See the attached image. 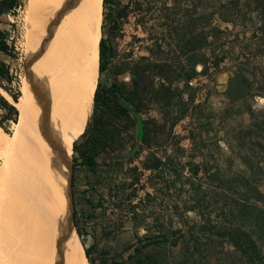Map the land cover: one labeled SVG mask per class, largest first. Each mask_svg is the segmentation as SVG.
I'll return each mask as SVG.
<instances>
[{
	"label": "rangeland",
	"instance_id": "rangeland-1",
	"mask_svg": "<svg viewBox=\"0 0 264 264\" xmlns=\"http://www.w3.org/2000/svg\"><path fill=\"white\" fill-rule=\"evenodd\" d=\"M117 1L121 5H128L129 15L119 19V28L115 30H112L110 22L107 24L108 38L115 51L111 69L132 63L140 55H149V47L157 49V41L162 42L161 50L170 59V63L176 64L177 59L185 62V56L181 54L182 44L188 36L191 19L200 13L205 15L210 22L207 26V30L211 31L208 41L215 50L214 56L224 55L225 60L215 68L212 50L207 49L208 56H211L208 74L200 75L192 81L193 87L198 88L196 103L201 106L196 112L194 108L189 112L211 115L218 137H223L228 131L230 139L236 141L235 135L240 126L250 122L248 109L264 108V96L232 101L226 94L229 78L238 69L237 63L247 57H250L251 66L256 67L259 77L264 73V0ZM138 3L142 10L137 9ZM195 5L198 8L194 13ZM35 7L36 0H18L14 11L5 10L0 16V27L5 32L9 45L13 46L12 55L0 51V61L7 64L11 77V81L1 78L0 92L15 105L18 115L13 118L18 121L20 111L15 102L22 95L23 78L34 47V30L39 18ZM117 8L118 4H109L107 11L115 16ZM103 12L102 0L101 25ZM222 16L229 20H224ZM201 69L202 65H198L197 70ZM111 79L110 72L98 75V81ZM120 79L129 81L130 74L125 72L120 75ZM17 93L20 96L14 101L13 96ZM187 97L188 91L183 92V98ZM4 114V110H1L0 116L3 117ZM220 117L224 118L223 123ZM195 119L189 115L183 118L176 126L175 134L187 135L190 129L195 128ZM33 120L26 124V131L23 129L18 136L19 145L16 149H0V216L4 206L3 199L11 187L8 188L9 182L5 184L3 174L8 169L9 178H12L11 174L21 168L18 166L23 161L24 152L29 150L30 140L34 139V127H31L35 126L32 123H36V119L35 122ZM17 122H5L3 136L8 141L15 137ZM198 134L203 144L196 150L190 138L176 144L175 137L168 139L165 133L158 134L156 141L162 142L163 146L153 151L166 162V166L156 171L145 169L141 164V160L148 156V150L143 151L139 157H134L131 162L128 158L129 151L124 152L122 157L126 161L119 168L115 167L112 174H103L96 192L90 189L86 193L85 189L89 186L85 172L77 168L75 193L79 226L84 230L83 237L78 232L77 234L84 251L86 246L94 245V255L107 249L111 257L121 254V257L126 258L134 254V248L141 247L147 239H162L166 235L170 242L141 248L144 253L154 256L156 264H264V196L262 200L258 198L260 192L264 193V173L253 175L245 170L249 165L245 162V158H249L248 149L238 148L231 152L225 141L220 139L217 142L220 149L216 151L213 149V141L216 140L212 138L215 134L213 131L201 134L198 131ZM247 146L250 147L249 144ZM23 150L25 151L21 154L20 151ZM16 152L20 153L17 157ZM191 164L202 165L197 175ZM135 166L139 168L135 170ZM205 167H208L207 171ZM256 182H261L258 191ZM87 198L94 203L103 199V205L93 208ZM29 202L31 208L36 204L35 199ZM91 213L95 217L90 218ZM4 215L5 213L2 214ZM233 228L252 235L257 240L262 262L256 259L251 263L235 245L220 237L219 231ZM4 230L0 227V246L3 244ZM87 231L89 235L85 233Z\"/></svg>",
	"mask_w": 264,
	"mask_h": 264
},
{
	"label": "trees",
	"instance_id": "trees-1",
	"mask_svg": "<svg viewBox=\"0 0 264 264\" xmlns=\"http://www.w3.org/2000/svg\"><path fill=\"white\" fill-rule=\"evenodd\" d=\"M118 4L117 13L107 11L109 4ZM237 3V2H236ZM18 5V0H0V16L5 11H14ZM138 10H142L140 3ZM103 22L101 25L102 36L99 43V73L110 72L112 79L110 83L98 81L95 93L92 112L88 117L86 127L73 145V177L72 191L74 202V220L78 234L83 237V230L80 229L77 209V199L75 193L77 168H83L89 189L96 192L98 184L102 181L103 174H112L115 167H120L126 161L122 154L129 151V161L134 157H139L143 151L148 150L146 159L141 160L145 169L153 171L160 170L166 166V162L154 152L159 150L162 142L156 141L160 133H165L168 139L176 138L175 143L185 138H190L194 144V149H200L203 144L199 133L213 131L212 138L213 149H220L217 143L220 139L224 140L231 152L238 148L248 149L249 158H245L247 165L245 170L250 174L260 175L264 173V108L254 110L249 108L250 122L247 125L240 126L235 135L236 141L230 139V133L225 132L223 137H218V130L213 127L211 115L196 114L189 112L191 108L196 109L201 106L196 103L197 87H193L192 81L200 75H207L209 71L207 49L212 50L213 66L218 68L225 60V56H214V49L208 41V35L211 31L207 30L210 23L203 13L197 17H192L188 36L184 38L182 44V56L184 61L175 60L176 64L170 63V59L163 55V44L157 41V49L149 47V55H140L132 60V63H125L122 66H115L111 69V63L115 51L108 38L106 29L108 22L112 30L119 28V19L127 18L129 15L128 5H121L117 0H103ZM194 7V13L197 11ZM264 12V10H263ZM169 13L167 14V16ZM223 17V16H222ZM224 20H229L223 17ZM263 29V28H262ZM219 29H213V31ZM13 46L6 40L5 32L0 27V51L12 55ZM132 54L129 56L131 57ZM153 58V59H152ZM202 65L200 71L197 66ZM237 71L229 78L226 94L232 101L244 100L252 96H264V73L262 76L256 74V67L251 66L250 57L237 63ZM128 72L129 81L120 79V75ZM9 67L3 61H0V84L1 78L11 81L9 76ZM182 84V87H180ZM188 91V97L183 98V92ZM20 93L13 96L17 101ZM247 109V108H246ZM4 110L3 117L0 116V125L4 128L5 122L13 120L14 115H18L15 105L6 99L0 92V112ZM241 111V110H240ZM156 112L159 116L153 115ZM195 117V128L190 129L187 135L175 134L176 126L187 116ZM207 116L208 118H204ZM223 123V117H220ZM76 136V137H77ZM75 137V138H76ZM249 139V141L247 140ZM249 144L250 147L247 146ZM250 148V149H249ZM194 174H198L202 165H192ZM137 170L139 167H133ZM206 171L208 167H205ZM259 181V180H258ZM257 181V182H258ZM247 182H250L247 180ZM256 182V190L261 183ZM250 184V183H248ZM87 190V189H85ZM264 193H259V200H262ZM91 207L102 206L103 199L94 203L87 198ZM246 206V205H245ZM248 209V206L246 207ZM92 218V215H89ZM219 235L224 240L232 243L246 256L251 263L256 259L263 261L260 253V245L256 239L243 231L236 229H225L219 231ZM142 242V239H140ZM170 242L165 235L162 239H147L141 247L134 248V254L126 258L117 254L111 257L110 252L101 253L99 263L92 256L94 246L85 247L86 257L90 264H156L154 256L146 254L141 249L152 244ZM83 243L85 241L83 240ZM111 260V261H110ZM111 262V263H110Z\"/></svg>",
	"mask_w": 264,
	"mask_h": 264
},
{
	"label": "bare ground",
	"instance_id": "bare-ground-1",
	"mask_svg": "<svg viewBox=\"0 0 264 264\" xmlns=\"http://www.w3.org/2000/svg\"><path fill=\"white\" fill-rule=\"evenodd\" d=\"M101 7L102 0H36L39 18L15 102L20 119L13 140L0 127V149L11 151L36 119L31 147L20 151L21 168L13 179L6 166L3 174L11 187L0 216V264H88L73 222L71 175L73 145L86 127L98 84Z\"/></svg>",
	"mask_w": 264,
	"mask_h": 264
},
{
	"label": "crops",
	"instance_id": "crops-1",
	"mask_svg": "<svg viewBox=\"0 0 264 264\" xmlns=\"http://www.w3.org/2000/svg\"><path fill=\"white\" fill-rule=\"evenodd\" d=\"M105 82H107V83H110V81H105ZM6 99H8L9 101H10V99L5 95V94H3V93H1ZM11 102V101H10ZM154 116L156 115L157 116V118H159L158 116V114L155 112V114H153ZM0 127L1 128H3L1 125H0ZM4 130V129H3ZM79 167V166H78ZM81 168V167H80ZM82 170H84V167L83 168H81ZM86 191V193H89V191H90V189H89V187H88V189L87 190H85ZM93 208H96V205H95V207L93 206ZM91 215L93 216V217H95V215L93 214V213H91ZM88 216V215H87ZM92 217V218H93ZM83 232H84V230H83ZM85 233H87L88 234V231L87 232H85ZM89 235V234H88ZM92 246H94V245H92ZM95 246H94V249H93V252L95 251ZM104 251H108L109 252V250H103V251H100V254H98V255H94L93 253H92V256L93 257H95L96 259H97V261H96V263H99V258H100V256H101V253L102 252H104Z\"/></svg>",
	"mask_w": 264,
	"mask_h": 264
},
{
	"label": "water",
	"instance_id": "water-1",
	"mask_svg": "<svg viewBox=\"0 0 264 264\" xmlns=\"http://www.w3.org/2000/svg\"><path fill=\"white\" fill-rule=\"evenodd\" d=\"M72 177H73V161H72V175H71V196H72V203H73V222L75 224V220H74V202H73V191H72ZM75 227H76V224H75ZM77 230V229H76Z\"/></svg>",
	"mask_w": 264,
	"mask_h": 264
}]
</instances>
